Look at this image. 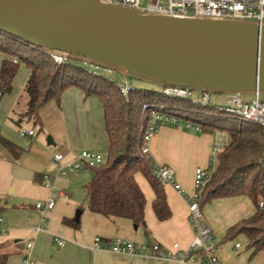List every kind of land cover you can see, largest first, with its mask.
<instances>
[{"label":"crops","instance_id":"obj_1","mask_svg":"<svg viewBox=\"0 0 264 264\" xmlns=\"http://www.w3.org/2000/svg\"><path fill=\"white\" fill-rule=\"evenodd\" d=\"M28 75L29 70L21 65L13 79L12 91L0 99L1 133L23 150L22 155L14 159L0 146V264H23L27 254L34 264H175L159 258L94 250L92 246L96 238L102 243L119 238L136 245L158 244L163 249H172L177 244L180 250H186L192 231L186 218L185 198L193 194L195 170L207 168L213 150L221 144L218 132L202 133L183 121L161 126L149 143L153 162L170 168L181 188L178 192L170 186L163 187L171 211L168 220L156 219L151 207L153 191L138 173L135 179L145 197V228L134 229L130 220L106 218L89 212L86 207L87 214L83 211L80 218L81 212V221L74 229L62 222L64 219L76 221L73 210L77 203L71 191L80 171L75 175L55 176L50 187L43 186L42 180L45 175L56 174L55 154H62L65 161L74 159L81 151L104 155L107 136L102 107L97 98H83L80 90L69 88L58 103L50 102L39 113L41 129L46 130L49 142H55V147L47 145L38 133L36 137L35 134L21 137L19 129L38 128L20 117L27 98L22 93L20 105L18 96ZM22 124L31 127L28 129ZM89 177L90 174L86 183ZM49 200L54 202L51 209H35L37 202ZM202 211L217 243L219 264H264V250L251 256L252 249H248L244 235L223 241L228 228L255 213L248 197L216 199L202 207ZM55 237L65 240L62 248L55 244ZM28 243L32 244L30 249L26 248ZM187 264L198 263L189 261Z\"/></svg>","mask_w":264,"mask_h":264},{"label":"trees","instance_id":"obj_2","mask_svg":"<svg viewBox=\"0 0 264 264\" xmlns=\"http://www.w3.org/2000/svg\"><path fill=\"white\" fill-rule=\"evenodd\" d=\"M0 53V94L4 96L12 91L18 68L24 65L29 75L23 89L27 98L25 111L20 117L39 130L42 127L40 111L50 102L58 103L67 89L77 88L83 98L98 99L107 148L104 162L88 168L90 177L83 191L89 212L106 218L127 219L136 227L145 228V197L135 179L139 173L153 191L151 207L156 219L163 222L171 217L164 189L152 174L151 159L141 154L146 123L142 107L144 104L161 105L177 117L175 111L181 110L176 104L189 102L193 109L183 118L186 122L199 127L202 133L225 132L228 136V143L218 154L215 170L202 192L201 208L216 199L248 197L255 213L228 228L223 241L244 235L248 249H252L251 256L264 250L263 127L225 116L214 106L167 98L155 90L131 88L124 96L116 82L83 68L77 59L70 57L56 64L45 49L4 32H0ZM0 146L14 159L23 153L20 147L3 137L1 130ZM62 223L74 229L78 227L75 221L64 219Z\"/></svg>","mask_w":264,"mask_h":264},{"label":"water","instance_id":"obj_3","mask_svg":"<svg viewBox=\"0 0 264 264\" xmlns=\"http://www.w3.org/2000/svg\"><path fill=\"white\" fill-rule=\"evenodd\" d=\"M0 32L162 86L264 92V25L141 15L96 0H0Z\"/></svg>","mask_w":264,"mask_h":264},{"label":"built area","instance_id":"obj_4","mask_svg":"<svg viewBox=\"0 0 264 264\" xmlns=\"http://www.w3.org/2000/svg\"><path fill=\"white\" fill-rule=\"evenodd\" d=\"M104 4L119 6L130 9L141 15L169 16L182 19H207L217 21H240L249 22L258 25H264V0H96ZM51 59L56 64L67 61L69 55L56 51H47ZM16 62V59L13 60ZM80 65L95 73L107 75H118L117 71L87 60H78ZM122 95L126 96L131 86L127 82L118 84ZM191 89L164 86L161 93L167 98L189 100ZM261 91L253 92L249 100L243 98L239 93H224L223 98L228 107L220 108L214 106L218 113L225 116L249 122L264 128V97ZM3 96L0 94V99ZM192 102V100H189ZM194 104H199L192 102ZM202 106H210L207 94L202 96ZM145 112V130L142 136L141 154L149 157L148 145L156 136L161 126L172 124L177 125L178 120L172 114L165 111L161 105L144 104L142 107ZM188 127L200 130L199 127L190 123ZM21 137H31L33 130L19 129ZM220 150L214 149L209 159L208 167L197 168L194 173L193 194L185 198L187 205V222L192 231V240L186 250H180L177 244L172 249H163L158 244L135 243L123 239H113L108 243H102L99 238L94 240L92 248L114 254H128L159 258L166 262L175 264H187L189 261L198 264H219L217 256V243L213 239L212 230L204 220V214L200 206L201 196L204 188L211 179L217 164V156ZM53 161L56 165L55 175H45L42 184L50 187L55 176L75 175L82 169L95 168L104 162V156L98 152L81 151L74 159L65 161L62 154H55ZM152 174L162 187L170 186L180 192L181 188L174 178L172 170L166 166L155 164L151 159ZM264 163V159H263ZM62 196V194H59ZM54 202H37L35 209H51ZM262 206V204H260ZM1 223V218H0ZM0 232H2L0 230ZM54 242L57 247L62 248L65 240L55 237ZM32 247L31 243L26 245L27 249ZM238 247V245H236ZM23 264H34L29 254L23 257Z\"/></svg>","mask_w":264,"mask_h":264},{"label":"rangeland","instance_id":"obj_5","mask_svg":"<svg viewBox=\"0 0 264 264\" xmlns=\"http://www.w3.org/2000/svg\"><path fill=\"white\" fill-rule=\"evenodd\" d=\"M2 61V55L0 53V63ZM118 75L113 76V75H107L106 77H108L109 79L113 80L114 82H116L117 84H121L122 82H127L131 88H136V89H150V90H155L158 92H161L163 87L161 84L157 83V82H153L150 80H146V79H140V78H136L135 76H133L131 73L128 72V70L126 69H121V68H117L116 69ZM23 90V89H22ZM20 90L19 93V102L20 105L22 104L21 101L23 100L22 98V93L24 94V91ZM204 94H207L209 97V104L210 106H217L220 108H226L228 107L227 103L225 102L224 98H223V94L224 93H218L215 92L213 90H202V89H192L191 91V95L188 98L189 100H192V102L195 103H202V96ZM243 98H247V99H251L253 92L252 91H248V92H244L241 93ZM261 96L264 97V92L261 93ZM177 108L180 109L181 111H175V114L177 115V120L178 122H185V120L183 118L189 116L191 113H189V111H191L193 108H191L190 103L186 102V103H180V104H176ZM186 107V109H185ZM19 109V108H17ZM183 110H188L187 112H184ZM33 126V125H32ZM22 127H26V128H30V125H26V124H22ZM34 127V126H33ZM34 131L35 137L38 135L43 136L45 139V143L49 146H54L55 147V142H49L48 141V134H46V130L41 129L40 132H38V128L36 129H32ZM220 137V143L218 147H216V149H221L225 143V145L228 143V136L225 132L222 133H217ZM105 154V152H104ZM90 174V171L88 169H83L80 170V172L77 174V179L76 182L74 183V187L72 189V198L75 200L76 207L73 210V218L75 217L76 213L79 211L80 213L82 212V215L80 216V218H83V211L85 212V214H87L86 212L88 211L86 209V202H85V193L83 191V186L86 183V179L87 176ZM71 178V177H70ZM74 178V177H72ZM56 199V198H55ZM74 221V220H73ZM81 220L79 219L78 221H75L76 223L79 224Z\"/></svg>","mask_w":264,"mask_h":264}]
</instances>
